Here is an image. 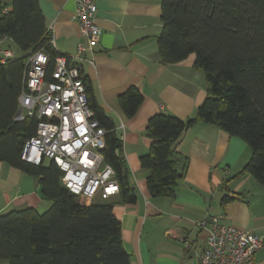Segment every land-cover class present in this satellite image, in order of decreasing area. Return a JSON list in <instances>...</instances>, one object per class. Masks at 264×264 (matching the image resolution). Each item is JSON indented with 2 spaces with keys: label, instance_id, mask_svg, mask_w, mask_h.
I'll return each instance as SVG.
<instances>
[{
  "label": "trees",
  "instance_id": "1",
  "mask_svg": "<svg viewBox=\"0 0 264 264\" xmlns=\"http://www.w3.org/2000/svg\"><path fill=\"white\" fill-rule=\"evenodd\" d=\"M8 6V0H0V34L10 37L24 55L0 65V161L38 177L44 197L54 204L45 213L26 209L0 216V264H132L114 207L133 205L137 196L128 181L116 124L99 105L85 76L90 108L108 132L104 155L117 173V200L91 203L63 187V172L52 162L36 166L22 159L38 124L22 114L19 105L25 61L44 47L53 56L58 53L49 45L52 37L39 0H13L11 10ZM161 22V62L172 65L194 56L195 69L206 77L207 98L187 121L168 114L149 120L147 135L154 142L141 166L149 172L150 196H175L183 172L173 147L199 122L245 141L252 158L237 178L251 175L264 186V0H163ZM52 71L53 64L48 80ZM119 103L131 119L144 95L131 87ZM229 201L225 198L223 203Z\"/></svg>",
  "mask_w": 264,
  "mask_h": 264
},
{
  "label": "crops",
  "instance_id": "2",
  "mask_svg": "<svg viewBox=\"0 0 264 264\" xmlns=\"http://www.w3.org/2000/svg\"><path fill=\"white\" fill-rule=\"evenodd\" d=\"M78 1L39 0L55 50L67 57L76 56L78 44L86 43L75 18ZM12 2L8 0V10ZM162 4L163 0H98L96 25L101 33L94 53L86 54L81 67L99 105L116 124L128 181L137 196L133 205L114 207L132 264H200L208 235L200 224L214 217L264 238V186L251 175L237 178L252 158L245 141L199 122L173 147L183 172L175 196H150L149 172L141 166L154 142L147 135L149 120L168 114L187 121L207 98L206 77L195 69L194 56L172 65L161 62ZM7 47L16 57L24 55L18 54L13 40ZM131 87L142 92L144 103L128 119L119 97ZM225 198L230 201L224 204ZM53 204L44 197L38 177L0 161V216L26 209L46 212ZM255 263L264 264V248Z\"/></svg>",
  "mask_w": 264,
  "mask_h": 264
},
{
  "label": "built area",
  "instance_id": "3",
  "mask_svg": "<svg viewBox=\"0 0 264 264\" xmlns=\"http://www.w3.org/2000/svg\"><path fill=\"white\" fill-rule=\"evenodd\" d=\"M97 1H78L75 18L86 43L78 44L76 56H53L46 47L29 54L19 97L21 113L38 121L36 135L26 142L22 159L36 166L52 162L63 172V187L91 203L115 200L120 194L116 170L104 155L108 132L90 108L81 67L86 54L94 53L101 33L96 25ZM11 41L0 34V65L16 57L7 47ZM49 45L55 49L54 38ZM200 225L208 232L200 264H256L264 238L225 225L216 217Z\"/></svg>",
  "mask_w": 264,
  "mask_h": 264
},
{
  "label": "rangeland",
  "instance_id": "4",
  "mask_svg": "<svg viewBox=\"0 0 264 264\" xmlns=\"http://www.w3.org/2000/svg\"><path fill=\"white\" fill-rule=\"evenodd\" d=\"M19 55H22L23 53H21L20 51H17ZM50 161H47L46 163H49ZM41 213H45V212H41ZM1 264H8L7 262H2Z\"/></svg>",
  "mask_w": 264,
  "mask_h": 264
}]
</instances>
